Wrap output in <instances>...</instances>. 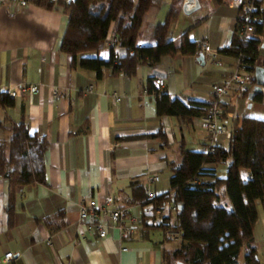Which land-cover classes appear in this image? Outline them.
<instances>
[{
  "label": "crops",
  "instance_id": "1",
  "mask_svg": "<svg viewBox=\"0 0 264 264\" xmlns=\"http://www.w3.org/2000/svg\"><path fill=\"white\" fill-rule=\"evenodd\" d=\"M183 4V0H164L152 7L138 43L152 41L151 26L162 21L174 6L178 12L171 29L174 45L179 48L182 34L188 31L192 41L205 39L219 52L215 60L207 53L204 63L197 59L199 53H177L162 57L159 68L140 67L135 76L111 75L105 70L101 78L96 71L81 68L79 59L72 65L71 56L61 49L67 14L34 2L18 10L10 3L0 4V88L40 85L38 93H23L12 105H0V141H8L10 128L24 120L31 133L48 143L47 184L17 186L11 216L7 212L8 182L0 178V260L13 252L9 264H162V249H171L174 244H169L165 231L155 223H173L171 207L146 224V209L128 204L131 181L143 179L155 195L165 193L170 188L171 172L163 157L178 158L177 146L182 140L188 147L201 149L208 135L201 127L183 124L176 117L159 119L154 95L143 91L155 75L165 80L160 90L185 103L208 102L213 97L211 85L238 69V60L222 52L235 29L237 10L226 0L222 4L208 0L186 14ZM256 37L262 47L256 67H264V33ZM86 55L108 59L109 48ZM255 84H246L249 93ZM54 88L65 96H54ZM257 94H261L260 100H250L242 91L222 98L230 130L245 115L264 119V86ZM162 125L169 140L166 147L161 146L160 138L144 136L157 132ZM219 141L227 145L229 138ZM225 172V167L219 169V174ZM155 174L160 179L151 182ZM242 174L247 177L248 171ZM107 195L114 197V206L129 207L125 223L132 230L129 236L111 224L108 235L101 238L96 230L79 224L80 204L95 199L103 206ZM256 206L253 243L260 264H264V202H256ZM47 217L52 218V226L44 223ZM97 220L109 222L101 211ZM154 229L161 235L153 238Z\"/></svg>",
  "mask_w": 264,
  "mask_h": 264
},
{
  "label": "trees",
  "instance_id": "2",
  "mask_svg": "<svg viewBox=\"0 0 264 264\" xmlns=\"http://www.w3.org/2000/svg\"><path fill=\"white\" fill-rule=\"evenodd\" d=\"M31 1L68 15L61 49L71 56L72 65L79 59V66L96 71L98 78L105 70L111 75L135 76L144 65L159 68L164 56L174 57L177 53L195 56L200 51V43L192 41L188 31L182 34L181 46L174 45L171 29L178 19L174 6L162 21L151 26L152 41L144 45L138 43L147 13L164 0ZM216 2L222 4L223 0ZM262 5L263 0L255 1L254 13L260 17V22L255 26L254 35L244 37L234 29L229 45L222 51L241 58V65L245 66L246 81L238 90L244 96L249 94L246 84L256 82L253 74L262 54L261 41L256 37L264 33ZM236 10L238 17L239 10ZM109 31L116 38L111 44L106 39ZM117 46L120 49L116 50ZM105 47L109 48L108 59L86 55L99 53ZM146 88L150 94L154 92L159 119L176 117L183 124L193 125L209 105L197 100L185 103L160 90L151 78ZM13 99L7 93L0 94V105H12ZM255 99L260 100L261 94ZM10 133L8 141H0V178L8 182L7 212L11 216L17 186L47 184L48 143L31 133L24 120L14 124ZM207 135L208 142L203 145L207 151H203V147H188L182 140L177 146L178 158L163 157L171 172L168 191L150 198L145 181L133 179L128 204H139L146 209L143 216L146 224L156 218L157 209L164 210L169 203L175 210L173 223L165 220L155 223L164 231L171 226L181 232L173 248L162 249V264H260L253 240L258 219L256 202H264V119L243 116L232 125L227 145L210 133ZM144 136L160 138L162 147L169 145L163 125L157 132ZM222 167L226 168L224 175L219 174ZM244 170L248 171L247 177L242 174ZM51 219L47 217L43 221L52 226ZM57 225L63 226L62 223ZM164 236L168 237L166 232Z\"/></svg>",
  "mask_w": 264,
  "mask_h": 264
},
{
  "label": "built area",
  "instance_id": "3",
  "mask_svg": "<svg viewBox=\"0 0 264 264\" xmlns=\"http://www.w3.org/2000/svg\"><path fill=\"white\" fill-rule=\"evenodd\" d=\"M186 2V0H183ZM208 0H198L200 6L206 4ZM228 5L239 10L238 17L236 18L235 29L244 36H253L255 32V26L260 22V17L254 13L255 1L256 0H226ZM31 0H0V4L10 3L12 4L14 10L19 8H26L30 5ZM106 39L111 44L116 38L114 34L109 31L107 33ZM200 48L204 53H207L215 60L219 56V52L211 47L207 40H202L200 42ZM238 60V69L235 70L229 77L223 79L219 83H214L211 85V95L213 96L208 100V107L205 113L194 120V124L204 129L207 133H210L213 138L217 140L229 138L231 136V130L228 126V120L226 119L224 108L222 106L221 100L224 97H228L231 94L237 92L243 88V84L246 81V75L244 73L245 66L241 65V58H236ZM153 84L157 87H163L165 80L162 77L152 75ZM92 86L89 87V90ZM40 91L39 84H29L21 85L17 88H11L5 90L0 88V94L7 93L11 98H16L23 93L36 94ZM144 94H149L148 89H144ZM154 95V92L151 93ZM54 96H65L61 93L58 88L53 89ZM117 100L121 97L117 96ZM203 151H207V147L202 148ZM160 179L158 174L151 177L150 181L155 182ZM148 196L153 198L155 194L148 189ZM104 212L107 215L108 223L97 220V213ZM161 212V210L156 211ZM129 213V207H116L114 206V197L112 195H107L103 200V206L98 203L95 199L87 200L80 204L79 208V224L81 227L87 230H96L99 237L104 238L108 235L111 224L117 226L121 229L123 236H129L131 234V228L125 225L127 214ZM166 234L169 238L179 239L181 237V232L171 228L166 229ZM127 250V248H124ZM13 258V252H8L0 260V264H9Z\"/></svg>",
  "mask_w": 264,
  "mask_h": 264
},
{
  "label": "water",
  "instance_id": "4",
  "mask_svg": "<svg viewBox=\"0 0 264 264\" xmlns=\"http://www.w3.org/2000/svg\"><path fill=\"white\" fill-rule=\"evenodd\" d=\"M200 8V4L198 2V0H186V2H184L183 4V11L186 14H190L196 10H198ZM197 59L200 60L202 63L205 62V53L203 51H200ZM156 74H161L160 71L155 70ZM255 80H256V84L254 87V90L249 93L248 98L250 100H252L255 95L259 92H261L262 87L264 86V67L263 66H257L255 68Z\"/></svg>",
  "mask_w": 264,
  "mask_h": 264
},
{
  "label": "rangeland",
  "instance_id": "5",
  "mask_svg": "<svg viewBox=\"0 0 264 264\" xmlns=\"http://www.w3.org/2000/svg\"><path fill=\"white\" fill-rule=\"evenodd\" d=\"M263 3H264V0H263ZM228 4V3H227ZM191 147H194V148H197L198 146L197 145H192ZM171 204L169 203V204H167L166 205V207H165V211L168 213V210H169V208L171 207V218H172V220L173 219H175V217H176V215H175V211H174V209L172 208V205L170 206ZM169 228H171V229H174L175 230V228H173V227H169ZM156 229H154V231L152 232V237L153 238H155V237H158L157 235L159 234V235H161V233H160V231H155ZM166 232V231H165ZM168 238V237H167ZM166 238V239H167ZM169 239V238H168ZM167 239V240H168ZM169 241H172L171 243H169V244H174V243H176V242H178L179 241V239H169Z\"/></svg>",
  "mask_w": 264,
  "mask_h": 264
}]
</instances>
